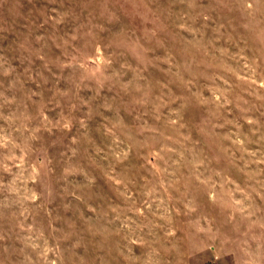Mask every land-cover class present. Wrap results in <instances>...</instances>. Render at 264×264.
Masks as SVG:
<instances>
[{
    "label": "rangeland",
    "instance_id": "rangeland-1",
    "mask_svg": "<svg viewBox=\"0 0 264 264\" xmlns=\"http://www.w3.org/2000/svg\"><path fill=\"white\" fill-rule=\"evenodd\" d=\"M0 264H264V0H0Z\"/></svg>",
    "mask_w": 264,
    "mask_h": 264
}]
</instances>
